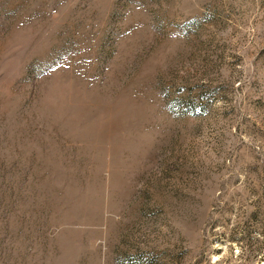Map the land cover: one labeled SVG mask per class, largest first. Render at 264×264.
Masks as SVG:
<instances>
[{
    "label": "rangeland",
    "instance_id": "obj_1",
    "mask_svg": "<svg viewBox=\"0 0 264 264\" xmlns=\"http://www.w3.org/2000/svg\"><path fill=\"white\" fill-rule=\"evenodd\" d=\"M0 264H264V0H0Z\"/></svg>",
    "mask_w": 264,
    "mask_h": 264
}]
</instances>
